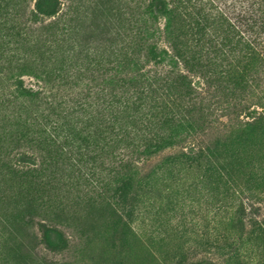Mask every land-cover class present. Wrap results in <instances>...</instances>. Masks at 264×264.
<instances>
[{"label": "trees", "instance_id": "16d2710c", "mask_svg": "<svg viewBox=\"0 0 264 264\" xmlns=\"http://www.w3.org/2000/svg\"><path fill=\"white\" fill-rule=\"evenodd\" d=\"M61 1L0 0V194L25 199L0 225L7 262L21 252L33 260L39 246L66 249L65 228L82 234L52 186L59 197L93 179L98 216L132 214L139 182L155 175L190 200L203 174L223 182L218 150L264 126V0H68L64 11ZM217 104L226 121L206 138ZM255 150L245 167L257 165L264 191V145ZM229 194V225L258 242L264 264V218L242 200L257 194Z\"/></svg>", "mask_w": 264, "mask_h": 264}, {"label": "rangeland", "instance_id": "374dc122", "mask_svg": "<svg viewBox=\"0 0 264 264\" xmlns=\"http://www.w3.org/2000/svg\"><path fill=\"white\" fill-rule=\"evenodd\" d=\"M61 2L64 11L68 0ZM39 19L48 22L53 17ZM23 81L27 87H37L31 77L25 76ZM210 111L214 123L206 138L217 135L224 127L219 122L226 121L219 116L218 104L211 106ZM201 138L197 136L194 144L201 142ZM228 142L220 147L213 160V166L220 172L225 185L218 182L215 186L203 174L201 181L196 179L197 186L191 190L193 194L188 191L189 196H192L189 200L181 196L178 190H164L166 181L163 184L161 177L155 175L148 181L139 182L138 205H134L132 214L128 216L107 208H104L101 216L97 215L100 203L93 202L91 198L99 187L93 179H89L86 188L79 184L67 187L59 185L58 188L62 189L59 197L56 188L52 186L54 189L51 192L54 194H51V200L63 202L67 217L76 215L78 224H72V227H78L82 234L73 228H65L64 234L68 240L66 249L51 252L39 246L35 259L30 260L21 252L13 261L8 262L0 236V264H230L232 261L228 260V255L238 257L241 263L246 260L250 264H262L263 255L258 249V242L253 238L248 239L247 233L240 229L235 231L229 225L235 209V205L231 204L234 197L229 192L240 191L247 196L249 191H255L257 195L253 199L242 198L243 205L253 218L258 221L264 218V191L257 187L258 181L254 178L259 172L257 165L251 161L249 167H245V163L251 159L250 152L254 155L255 149L260 144L264 145V126L254 135L240 140L241 144H233L240 143L238 140L231 144ZM175 150H167L166 153ZM161 157L159 155L146 162L142 174ZM85 175L88 178L90 176L88 171H85ZM196 175L197 172L193 173V177L188 180L192 183ZM185 188L181 186V192H185ZM24 200L17 194L8 196L2 190L0 225L15 220L17 210ZM228 237L235 240L239 256L227 245Z\"/></svg>", "mask_w": 264, "mask_h": 264}]
</instances>
